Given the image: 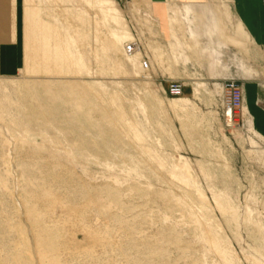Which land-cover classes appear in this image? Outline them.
Masks as SVG:
<instances>
[{
	"label": "rangeland",
	"instance_id": "obj_1",
	"mask_svg": "<svg viewBox=\"0 0 264 264\" xmlns=\"http://www.w3.org/2000/svg\"><path fill=\"white\" fill-rule=\"evenodd\" d=\"M180 1L18 0V70L0 74V264H264V131L249 110L252 87L264 108V48L209 39L191 14L211 1ZM232 76L243 105L228 118Z\"/></svg>",
	"mask_w": 264,
	"mask_h": 264
},
{
	"label": "crops",
	"instance_id": "obj_2",
	"mask_svg": "<svg viewBox=\"0 0 264 264\" xmlns=\"http://www.w3.org/2000/svg\"><path fill=\"white\" fill-rule=\"evenodd\" d=\"M184 1H200L188 2L194 4L205 3V0ZM184 1L180 2L182 3ZM210 1L214 7H206L205 9L196 8L194 13L191 14V16H203L205 18V30L203 35H206L209 39L212 35L220 36L221 38L227 37L233 45L242 42L244 39H250L255 46L264 48V0ZM219 4H224L226 9L220 8ZM17 6L18 0H0V74H11L18 70L17 63L18 58L20 57V49L17 32L18 22L15 13V7ZM218 12H222L223 15H226L229 18H231V14L234 16L236 25L233 35L224 34L223 26H221V24L218 26V23H220L217 17ZM196 39L200 40V37ZM217 45H219L218 47H222L221 42H217ZM203 46L204 48H208V46L204 44ZM209 51L212 53H220L222 56V52H219L217 48L211 47ZM213 61L215 62V60ZM221 68L214 69L216 70L215 74L218 76L222 74L220 71ZM245 71L249 74L248 76L256 74V71L253 68H247ZM232 77L239 79V77ZM252 90L253 94L251 102L249 103V110L252 114L256 127H258L261 131H264V108L258 105L261 95L257 92L256 88L252 87ZM246 112L247 110L244 108V113Z\"/></svg>",
	"mask_w": 264,
	"mask_h": 264
},
{
	"label": "built area",
	"instance_id": "obj_3",
	"mask_svg": "<svg viewBox=\"0 0 264 264\" xmlns=\"http://www.w3.org/2000/svg\"><path fill=\"white\" fill-rule=\"evenodd\" d=\"M224 89L226 90V107L233 109H242L243 105V89L238 79L230 77L225 79ZM182 84L177 81H171L164 89L165 94L171 96H179L182 94Z\"/></svg>",
	"mask_w": 264,
	"mask_h": 264
},
{
	"label": "bare ground",
	"instance_id": "obj_4",
	"mask_svg": "<svg viewBox=\"0 0 264 264\" xmlns=\"http://www.w3.org/2000/svg\"><path fill=\"white\" fill-rule=\"evenodd\" d=\"M223 85H224V84H223ZM225 110L227 111L226 116H227L228 118H230L231 115H232V110H231L230 108H227V107H226ZM228 122H229V121H228Z\"/></svg>",
	"mask_w": 264,
	"mask_h": 264
}]
</instances>
